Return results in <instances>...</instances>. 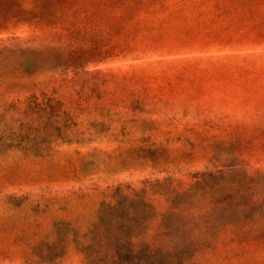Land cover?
I'll return each instance as SVG.
<instances>
[{
  "label": "rangeland",
  "instance_id": "1",
  "mask_svg": "<svg viewBox=\"0 0 264 264\" xmlns=\"http://www.w3.org/2000/svg\"><path fill=\"white\" fill-rule=\"evenodd\" d=\"M139 2L140 22L93 33L92 62L0 38V264H136L95 246L102 203L135 219L148 203L155 228L198 173L236 157L264 170V110L239 92L264 91V24L235 0ZM219 216L185 264H264V240L235 235L240 214Z\"/></svg>",
  "mask_w": 264,
  "mask_h": 264
},
{
  "label": "trees",
  "instance_id": "2",
  "mask_svg": "<svg viewBox=\"0 0 264 264\" xmlns=\"http://www.w3.org/2000/svg\"><path fill=\"white\" fill-rule=\"evenodd\" d=\"M140 4L139 0H0V38L64 43L72 63L92 62L104 54L97 50L101 40L93 33L106 19L140 22ZM235 12L253 15L264 24V0H235ZM260 84L256 81L239 91L255 96L258 103L253 109L258 111L264 110ZM255 120L264 123V116L254 115ZM257 133L264 137L263 130ZM236 159L225 168L198 173L191 187L177 193L159 215L155 228L150 224L154 212L148 203L136 219V213L125 205L102 203L94 227L104 232L102 239H94L95 246L104 248L108 257L122 255L136 264H185L207 244L214 225L221 224L219 215L228 211L240 214L235 218L239 239L264 240V170H249Z\"/></svg>",
  "mask_w": 264,
  "mask_h": 264
}]
</instances>
